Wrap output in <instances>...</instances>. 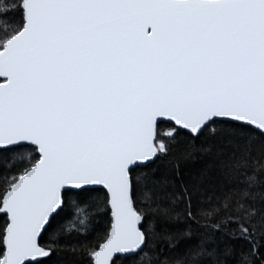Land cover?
Segmentation results:
<instances>
[{
    "label": "snow or ice",
    "instance_id": "6c2138e0",
    "mask_svg": "<svg viewBox=\"0 0 264 264\" xmlns=\"http://www.w3.org/2000/svg\"><path fill=\"white\" fill-rule=\"evenodd\" d=\"M0 264H264V0H0Z\"/></svg>",
    "mask_w": 264,
    "mask_h": 264
}]
</instances>
